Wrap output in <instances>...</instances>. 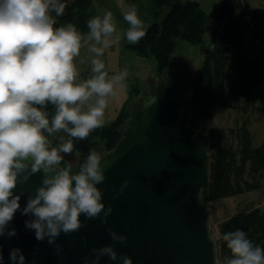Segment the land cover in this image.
<instances>
[{
  "label": "clouds",
  "instance_id": "clouds-1",
  "mask_svg": "<svg viewBox=\"0 0 264 264\" xmlns=\"http://www.w3.org/2000/svg\"><path fill=\"white\" fill-rule=\"evenodd\" d=\"M65 8L61 0H0V237L17 235L16 229L8 230L21 208V196L14 189L38 172L44 174L42 186L28 197L22 212L33 217L25 226L34 230L38 241L47 238L55 244L61 232L79 231L81 214L92 220L103 212L102 223L106 224L113 212L110 205L105 211L102 191L97 188L106 180L104 158L90 149L75 173L63 162L73 153L74 139L85 140L103 126L109 98L127 86V69L109 77L100 59L113 37L119 41L121 36L111 11L91 17L87 33L73 23L55 27L53 13L62 16ZM123 19L128 24L127 42L139 43L146 31L134 4L123 12ZM83 46H89L94 56L89 78L81 81L74 58ZM61 132L64 135L56 136ZM53 136L58 140L56 146L49 139ZM130 183L125 180L120 191ZM109 234L113 241L127 243V236L111 229ZM223 240L231 253L223 264H264V248L254 245L244 231H229ZM56 248L62 252L60 245ZM92 255L91 264H99L104 256L133 264L127 255L118 256L114 245L94 248ZM10 259L13 264H25L26 258L16 248Z\"/></svg>",
  "mask_w": 264,
  "mask_h": 264
},
{
  "label": "water",
  "instance_id": "water-1",
  "mask_svg": "<svg viewBox=\"0 0 264 264\" xmlns=\"http://www.w3.org/2000/svg\"><path fill=\"white\" fill-rule=\"evenodd\" d=\"M190 81L188 67L165 70L155 87L152 81L150 93L145 89L141 94L140 110L118 145L101 156L106 180L97 188L105 211L113 208L106 224L103 212L92 220L81 214L79 231L61 232L55 244L47 238L38 241L25 226L33 217L22 212L44 174L18 183L14 194L21 196V208L8 225L17 235L0 237V264H13L10 252L16 248L25 264H85V258L91 264L92 249L106 245H114L118 256L127 255L133 264H215L219 248L210 228L208 198L202 195L210 183V138L189 124ZM125 180L131 183L121 192ZM109 229L127 236V243L113 241ZM99 264L121 261L104 256Z\"/></svg>",
  "mask_w": 264,
  "mask_h": 264
},
{
  "label": "trees",
  "instance_id": "trees-1",
  "mask_svg": "<svg viewBox=\"0 0 264 264\" xmlns=\"http://www.w3.org/2000/svg\"><path fill=\"white\" fill-rule=\"evenodd\" d=\"M150 1L156 20L164 7H168V11L161 21L146 26V35L139 43L129 45L130 48L140 56L153 55L158 71L163 73L179 39L200 45L204 54L202 67L189 83L190 125L196 127L198 120L207 122L214 109L240 107L246 112L257 110L264 114V105L259 104L264 100V91L258 90L264 81V4L251 10L247 6L248 0H229L219 10L217 24L212 25L197 1ZM61 2L66 5L65 13L59 17L53 13L55 27L73 23L81 33H87V21L96 15L93 1ZM207 36L210 38L208 43L205 41ZM249 40L261 46L259 55L254 58H250L253 44ZM239 102H242L241 106ZM48 110L51 112L53 106L49 105ZM128 114L124 108L113 123L103 124L85 140H73L74 150L78 153L77 171L90 149L98 152L99 143L105 152L118 145L126 130ZM206 132L210 138V183L202 195L208 202L259 190L264 185V143L253 146V134L248 124L244 122L236 131L210 127ZM231 136L238 140L237 148L231 142ZM237 229L244 231L254 245L264 248V211L253 207L220 223L221 237L217 242L220 261L231 255L223 235Z\"/></svg>",
  "mask_w": 264,
  "mask_h": 264
},
{
  "label": "rangeland",
  "instance_id": "rangeland-1",
  "mask_svg": "<svg viewBox=\"0 0 264 264\" xmlns=\"http://www.w3.org/2000/svg\"><path fill=\"white\" fill-rule=\"evenodd\" d=\"M93 11L96 15H102L105 11H111L116 21L117 32L120 34L121 39L115 41L113 37V43L105 49L104 55L100 57L105 63V70L109 73V77L112 75L127 69L128 77L126 80V88L118 90L115 97L109 98L108 108L105 110L104 124L113 123L120 112L127 108L128 121L134 117L139 111V107L136 104L140 101L141 94L146 89L147 93H150V87L153 83V87L156 86L158 80L162 77L163 72H159L157 69V61L153 55L150 57L138 55L132 48L130 43L127 42L126 36H124L125 30L128 28V24L123 19V12L129 5H135L138 11V16L142 19L145 27L152 24L154 21H161L168 11V7L163 8V12H160L157 20L154 16L153 4L150 0H92ZM188 1V0H182ZM197 1L201 8L206 12L209 21L212 25L217 24V14L222 5L229 0H193ZM264 4V0H248L247 6L251 9H257ZM206 43L210 41L207 36L205 38ZM253 44L251 48L250 58H254L259 55L261 46L254 40L248 41ZM90 46V45H89ZM89 46H83L81 48L80 55L74 58L77 70L79 72L78 79L83 81L89 78L91 72V58L94 56L89 51ZM204 61V54L200 45L192 44L188 41L179 39L177 47L173 55L168 61L167 68L165 70H175L180 67H188L191 79L200 70ZM259 92L264 91V81L259 85ZM189 97L191 95L189 86ZM259 104L264 105V100H260ZM242 105V102H239ZM248 124V128L253 134V146L259 147L264 143V114L257 110L244 111L242 108L237 109H214L213 116L207 122L197 121L196 127L199 130L208 131L210 127L224 128L226 130L234 129L238 130L243 123ZM127 125L125 126V128ZM63 134H56V136ZM52 139L54 146L58 144V140L55 136L49 137ZM231 142L234 146L238 147V140L235 136H231ZM98 153L103 155L105 149L102 144L99 143ZM78 153L73 151L71 155H66L63 162L64 165H71L73 173L77 171ZM210 228L215 235L217 242L221 235L219 231L220 223L224 222L229 217L240 211L250 210L253 207H260L264 211V185L259 189L252 192H246L243 194L230 196L217 201H210ZM219 258V255H218ZM220 261V260H219ZM223 264V260L220 261Z\"/></svg>",
  "mask_w": 264,
  "mask_h": 264
}]
</instances>
